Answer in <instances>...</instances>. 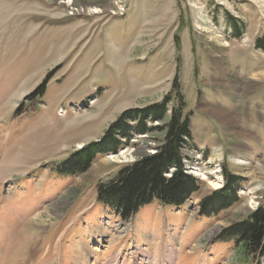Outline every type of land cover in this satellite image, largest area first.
<instances>
[{
	"label": "rangeland",
	"instance_id": "374dc122",
	"mask_svg": "<svg viewBox=\"0 0 264 264\" xmlns=\"http://www.w3.org/2000/svg\"><path fill=\"white\" fill-rule=\"evenodd\" d=\"M181 96L184 167L199 182L185 205L127 222L97 203L100 183L157 152L160 131L75 177L55 172L123 113L168 99L170 115ZM263 165L264 0H0V264L31 242L34 258L14 264H264L218 240L264 209ZM230 176L238 201L206 216L202 201Z\"/></svg>",
	"mask_w": 264,
	"mask_h": 264
},
{
	"label": "trees",
	"instance_id": "16d2710c",
	"mask_svg": "<svg viewBox=\"0 0 264 264\" xmlns=\"http://www.w3.org/2000/svg\"><path fill=\"white\" fill-rule=\"evenodd\" d=\"M173 87L179 89L177 79ZM179 99L181 102L171 109L170 115L167 105L171 101L168 99L145 109L123 113L99 142L83 147L55 172L75 177L87 172L98 155L118 153L136 134L160 131L164 136L157 152L126 163L112 179L100 183L97 186V203L127 222L154 204L171 208L185 205L199 191V182L186 173L184 167L183 148L193 141V130L189 116L184 114L182 96ZM149 123L162 126H148ZM239 180V177L230 176L224 190L204 199L202 213L212 217L232 207L238 201L239 188H234V185ZM235 238L243 245L246 254H264V209H258L248 220L225 229L217 239L230 243V239Z\"/></svg>",
	"mask_w": 264,
	"mask_h": 264
},
{
	"label": "bare ground",
	"instance_id": "6f19581e",
	"mask_svg": "<svg viewBox=\"0 0 264 264\" xmlns=\"http://www.w3.org/2000/svg\"><path fill=\"white\" fill-rule=\"evenodd\" d=\"M93 13H96L97 14V11H93ZM222 114V113H221ZM226 115V114H225ZM231 118V117H230ZM222 120V119H221ZM233 120V119H232ZM231 120V121H232ZM226 121V120H225ZM224 122V121H223ZM230 124V123H229ZM16 159H14V161H15ZM236 161H237V163H241V164H245V162H240L241 160H237V159H235ZM18 162L17 161H15L14 163H13V161L12 162H10L8 165H5V167L7 168V170H8V172L7 173H12V171L10 170V169H13V167H14V165L15 164H17ZM2 166H4V165H1V167ZM11 166H13V167H11ZM4 167V168H5ZM15 170V169H14ZM2 172H3V174H4V170H1ZM261 171H262V173L264 172V165L263 166H261ZM6 172V171H5ZM214 173V172H213ZM3 174H1L0 173V177H5L6 175H3ZM199 174V173H198ZM10 175V174H9ZM8 175V176H9ZM12 175V174H11ZM220 178V177H219ZM221 183H219L218 184V182L217 183H215V182H211V184L210 185H212V187L213 188H220V185ZM257 188H255V190H254V192H253V194L254 195H256L255 193L257 192ZM252 201V200H251ZM255 202V201H254ZM249 206V205H248ZM251 206V205H250ZM245 208V207H244ZM246 208H247V206H246ZM242 210V209H241ZM41 227V226H40ZM24 229H25V231H26V229H27V233H28V235H32V236H35V235H43L42 233L41 234H39L40 232H43V229L42 230H39V229H36L35 228V225L31 222H28V223H25L24 224ZM24 249V251H22V252H19V254H18V256L16 257V256H14L13 257V259H12V262L10 263V264H14L16 261V263H19V262H21L22 260H27V261H30L31 259H33L34 258V256L36 255V252H37V246H36V243H29L26 247H24L23 248ZM22 249V250H23ZM1 251H3V248H1L0 247V253H1ZM170 251L171 252H169V254L168 255H164V257L163 258H168L169 259V257L168 256H171V255H173L174 253H175V251L174 250H172V248H170ZM156 256V255H155ZM157 258V257H156ZM166 263V262H165ZM161 264H163V263H161ZM166 264H168V262L166 263Z\"/></svg>",
	"mask_w": 264,
	"mask_h": 264
},
{
	"label": "crops",
	"instance_id": "0c3cea01",
	"mask_svg": "<svg viewBox=\"0 0 264 264\" xmlns=\"http://www.w3.org/2000/svg\"><path fill=\"white\" fill-rule=\"evenodd\" d=\"M246 130H247V131H249V130L253 131V130H252V129H250V128H249V129L247 128ZM251 131H250V132H251ZM248 137H250V136H248ZM246 146H248V145H246Z\"/></svg>",
	"mask_w": 264,
	"mask_h": 264
}]
</instances>
